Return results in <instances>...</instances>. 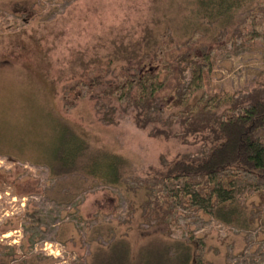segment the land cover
<instances>
[{
	"label": "rangeland",
	"instance_id": "1",
	"mask_svg": "<svg viewBox=\"0 0 264 264\" xmlns=\"http://www.w3.org/2000/svg\"><path fill=\"white\" fill-rule=\"evenodd\" d=\"M199 1L0 0V264H264L263 187L231 175V200L193 203L149 176L160 143L120 109L106 125L97 106L120 108L103 90L158 71L165 107L186 56L210 54L199 95L264 83V0L224 23Z\"/></svg>",
	"mask_w": 264,
	"mask_h": 264
},
{
	"label": "trees",
	"instance_id": "2",
	"mask_svg": "<svg viewBox=\"0 0 264 264\" xmlns=\"http://www.w3.org/2000/svg\"><path fill=\"white\" fill-rule=\"evenodd\" d=\"M246 2L249 0H204L200 2L199 14L203 10L211 22L220 19L224 23ZM209 59L210 54L180 59L182 79L165 107L159 105L158 95L168 80L161 78L158 71L127 75L120 83L103 90L121 102L120 108L97 102L106 125L120 124V109L139 131L146 132L163 147L159 164L149 166L151 178L157 182H181L192 202L207 208L232 199V190L228 188L231 182L226 181L231 175L244 176L264 188V83L248 92L199 95L204 90ZM102 78L92 77L87 86L100 85ZM66 95V103L71 106L82 97L77 85L70 86ZM177 107L166 115V109ZM81 147L75 141L67 156H74ZM102 168L113 175L115 158Z\"/></svg>",
	"mask_w": 264,
	"mask_h": 264
}]
</instances>
